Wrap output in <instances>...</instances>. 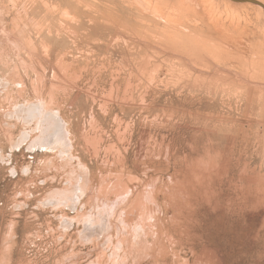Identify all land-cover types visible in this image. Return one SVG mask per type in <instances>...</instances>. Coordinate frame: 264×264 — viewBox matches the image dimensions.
<instances>
[{
  "label": "rangeland",
  "instance_id": "obj_1",
  "mask_svg": "<svg viewBox=\"0 0 264 264\" xmlns=\"http://www.w3.org/2000/svg\"><path fill=\"white\" fill-rule=\"evenodd\" d=\"M230 1L0 0V264H264V9Z\"/></svg>",
  "mask_w": 264,
  "mask_h": 264
},
{
  "label": "bare ground",
  "instance_id": "obj_2",
  "mask_svg": "<svg viewBox=\"0 0 264 264\" xmlns=\"http://www.w3.org/2000/svg\"><path fill=\"white\" fill-rule=\"evenodd\" d=\"M187 2L189 1V0H186ZM193 1H197V0H193ZM228 1H230V0H228ZM185 2V1H184ZM202 2H206V0H202ZM231 2V1H230ZM150 3V2H149ZM185 4V3H184ZM244 4H249V2H244ZM253 4V3H252ZM254 5H256V4H254ZM153 7H155L156 8V5L155 6H153ZM199 7V6H198ZM260 8H263L264 9V7H262V6H259ZM196 8V7H195ZM197 9V8H196ZM195 9V10H196ZM199 9V8H198ZM154 10H156V9H154ZM56 123H58V122H56ZM55 131H54V133L52 134V137L54 138V141H55V143L56 144H58V143H60V141H63L64 143H66L67 144V134L64 132V126H59V124H57V126L55 127V128H53ZM68 133V132H67Z\"/></svg>",
  "mask_w": 264,
  "mask_h": 264
},
{
  "label": "water",
  "instance_id": "obj_3",
  "mask_svg": "<svg viewBox=\"0 0 264 264\" xmlns=\"http://www.w3.org/2000/svg\"><path fill=\"white\" fill-rule=\"evenodd\" d=\"M231 1H236V2H241V3L249 2V3H253V4H256V5H260V6H262L261 3L255 1V0H231ZM262 7H263V6H262Z\"/></svg>",
  "mask_w": 264,
  "mask_h": 264
}]
</instances>
